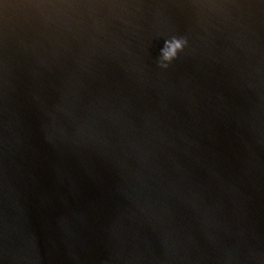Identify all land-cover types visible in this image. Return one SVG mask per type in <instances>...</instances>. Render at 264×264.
Listing matches in <instances>:
<instances>
[{
    "label": "water",
    "instance_id": "water-1",
    "mask_svg": "<svg viewBox=\"0 0 264 264\" xmlns=\"http://www.w3.org/2000/svg\"><path fill=\"white\" fill-rule=\"evenodd\" d=\"M0 264H264V0H0Z\"/></svg>",
    "mask_w": 264,
    "mask_h": 264
},
{
    "label": "clouds",
    "instance_id": "clouds-1",
    "mask_svg": "<svg viewBox=\"0 0 264 264\" xmlns=\"http://www.w3.org/2000/svg\"><path fill=\"white\" fill-rule=\"evenodd\" d=\"M188 45V38L185 36H172L165 40L160 49L158 65L161 68H168L171 62L179 57V54L185 50Z\"/></svg>",
    "mask_w": 264,
    "mask_h": 264
}]
</instances>
